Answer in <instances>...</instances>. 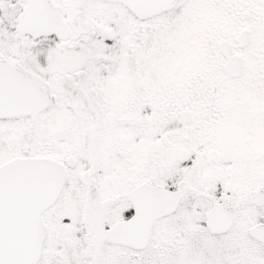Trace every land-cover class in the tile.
Wrapping results in <instances>:
<instances>
[{
  "label": "snow or ice",
  "instance_id": "snow-or-ice-1",
  "mask_svg": "<svg viewBox=\"0 0 264 264\" xmlns=\"http://www.w3.org/2000/svg\"><path fill=\"white\" fill-rule=\"evenodd\" d=\"M0 264H264V0H0Z\"/></svg>",
  "mask_w": 264,
  "mask_h": 264
}]
</instances>
